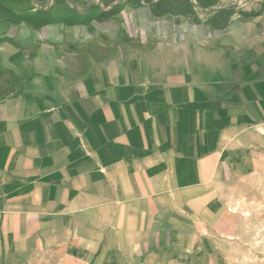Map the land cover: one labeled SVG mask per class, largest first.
Segmentation results:
<instances>
[{
  "label": "crops",
  "instance_id": "0c3cea01",
  "mask_svg": "<svg viewBox=\"0 0 264 264\" xmlns=\"http://www.w3.org/2000/svg\"><path fill=\"white\" fill-rule=\"evenodd\" d=\"M195 2L0 0V217L169 202L264 138V0Z\"/></svg>",
  "mask_w": 264,
  "mask_h": 264
},
{
  "label": "rangeland",
  "instance_id": "374dc122",
  "mask_svg": "<svg viewBox=\"0 0 264 264\" xmlns=\"http://www.w3.org/2000/svg\"><path fill=\"white\" fill-rule=\"evenodd\" d=\"M221 158L204 186L169 202L97 203L22 226L0 217V264H264V138L245 130Z\"/></svg>",
  "mask_w": 264,
  "mask_h": 264
},
{
  "label": "water",
  "instance_id": "95a60500",
  "mask_svg": "<svg viewBox=\"0 0 264 264\" xmlns=\"http://www.w3.org/2000/svg\"><path fill=\"white\" fill-rule=\"evenodd\" d=\"M218 9H220V8H212L211 10L212 11H217Z\"/></svg>",
  "mask_w": 264,
  "mask_h": 264
},
{
  "label": "trees",
  "instance_id": "16d2710c",
  "mask_svg": "<svg viewBox=\"0 0 264 264\" xmlns=\"http://www.w3.org/2000/svg\"><path fill=\"white\" fill-rule=\"evenodd\" d=\"M225 11V10H224Z\"/></svg>",
  "mask_w": 264,
  "mask_h": 264
}]
</instances>
